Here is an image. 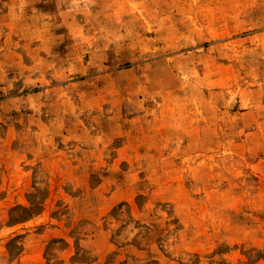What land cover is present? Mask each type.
Listing matches in <instances>:
<instances>
[{"label": "rangeland", "instance_id": "rangeland-1", "mask_svg": "<svg viewBox=\"0 0 264 264\" xmlns=\"http://www.w3.org/2000/svg\"><path fill=\"white\" fill-rule=\"evenodd\" d=\"M0 264H264V0H0Z\"/></svg>", "mask_w": 264, "mask_h": 264}]
</instances>
